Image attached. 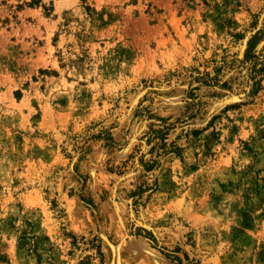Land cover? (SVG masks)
I'll return each instance as SVG.
<instances>
[{"label": "rangeland", "instance_id": "rangeland-1", "mask_svg": "<svg viewBox=\"0 0 264 264\" xmlns=\"http://www.w3.org/2000/svg\"><path fill=\"white\" fill-rule=\"evenodd\" d=\"M19 3L0 264H264V0Z\"/></svg>", "mask_w": 264, "mask_h": 264}, {"label": "trees", "instance_id": "trees-1", "mask_svg": "<svg viewBox=\"0 0 264 264\" xmlns=\"http://www.w3.org/2000/svg\"><path fill=\"white\" fill-rule=\"evenodd\" d=\"M6 0H0V2H5ZM19 1L20 3L17 4V7L19 9L23 8L24 6L26 7H35V6H39L41 4V1L42 0H17ZM264 34V25L263 27L258 30L256 33H254L248 40L247 42V46H246V49H245V54H244V60L245 61H248L251 54H252V51L255 49V47L257 46L258 42L260 41L262 35ZM255 73L254 72V69L251 70V73ZM259 72H261V70H259ZM209 75V74H208ZM253 79L256 78V76H252ZM261 78H259L257 81H254V87H253V93L256 94L260 88V82H261ZM161 122H166L165 119H160ZM157 131H151V133H156ZM141 193V192H140ZM99 252V255L102 257V254L100 252V250H98ZM172 259V262H174V264L178 263L180 260L179 258L177 257H174V258H171Z\"/></svg>", "mask_w": 264, "mask_h": 264}, {"label": "bare ground", "instance_id": "bare-ground-1", "mask_svg": "<svg viewBox=\"0 0 264 264\" xmlns=\"http://www.w3.org/2000/svg\"><path fill=\"white\" fill-rule=\"evenodd\" d=\"M144 129V128H143ZM116 207V206H115ZM75 213V212H74ZM119 214V213H118ZM74 218V217H73ZM77 220H79V219H77ZM81 224H82V222H81ZM144 225V224H143ZM175 233V232H174ZM140 242V241H139ZM142 245V244H141ZM146 248V247H145ZM150 251V250H149ZM148 251V252H149ZM115 253H117V251L115 252ZM151 253V252H150ZM156 257H157V255H156ZM168 262V261H167ZM145 263V262H144ZM146 264V263H145Z\"/></svg>", "mask_w": 264, "mask_h": 264}]
</instances>
